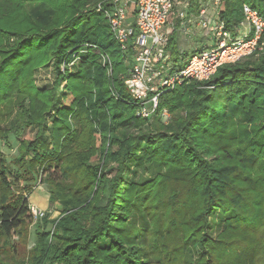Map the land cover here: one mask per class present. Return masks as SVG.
Segmentation results:
<instances>
[{"label":"trees","instance_id":"trees-1","mask_svg":"<svg viewBox=\"0 0 264 264\" xmlns=\"http://www.w3.org/2000/svg\"><path fill=\"white\" fill-rule=\"evenodd\" d=\"M200 1L189 0V14ZM105 2L0 0V114L16 111L0 142L14 134L22 172L42 167L55 183L51 204L63 207L61 218L36 226L35 264H264V50L163 93L156 113L139 118L123 81L125 53L97 8ZM245 4L264 17V0H224L220 15L234 35ZM167 52L178 67L190 56L179 52L175 30ZM50 63L57 79L41 91L34 71ZM50 115L53 151L45 140ZM33 126L36 137L24 139ZM131 162L167 173L129 182ZM9 171L0 153L7 239L32 220L27 200L7 201ZM191 208L178 226L174 217ZM215 211L225 223L217 239L207 233ZM190 245L201 249L195 262Z\"/></svg>","mask_w":264,"mask_h":264},{"label":"built area","instance_id":"built-area-1","mask_svg":"<svg viewBox=\"0 0 264 264\" xmlns=\"http://www.w3.org/2000/svg\"><path fill=\"white\" fill-rule=\"evenodd\" d=\"M207 1L195 19L183 12L178 17L189 23L196 20L204 34L215 39V45L193 53L183 67L176 66L167 52V26L175 0H106L98 4V11L125 53L128 70L123 81L137 107V117L149 119L154 115L163 93L191 81H207L222 65L235 64L264 50V17L257 9L243 6V20L234 35L220 15L224 0ZM101 57L104 64L110 62L107 55ZM31 210L35 219L44 216Z\"/></svg>","mask_w":264,"mask_h":264},{"label":"rangeland","instance_id":"rangeland-1","mask_svg":"<svg viewBox=\"0 0 264 264\" xmlns=\"http://www.w3.org/2000/svg\"><path fill=\"white\" fill-rule=\"evenodd\" d=\"M186 0L185 2H187ZM180 2V1H179ZM179 4V3H178ZM184 4V3H183ZM98 6V5H97ZM179 5H177L178 8ZM183 6V5H182ZM180 8L175 10L179 11ZM188 52V50H187ZM191 55V54H190ZM190 57V56H188ZM185 62H182V65H185ZM72 66V72L76 73L78 61L74 63ZM58 72L55 69L54 65L51 63L36 69L33 75L34 85L40 89L41 91L51 90L54 87V84L57 79ZM59 96V94H57ZM60 98V96L58 97ZM18 101V99H17ZM16 98L10 101L12 104H17ZM6 107H2V112L5 113ZM167 112V111H166ZM16 111H13V114L5 115L0 114V129L9 130L10 121L13 119ZM171 119V115L167 112V115L163 116V122L167 123ZM52 116H47V124L45 129V140L48 144L49 151L54 150V146L52 144V136H51V128H52ZM38 132V127H27L23 131L24 139H34ZM19 143L14 134L11 133L6 141L0 142V153L5 158L9 168L8 180L10 183L9 195L7 196V201L18 202L21 199L27 200L29 202L30 209L34 208L35 210L41 211L44 213L42 218L35 219L32 214L31 222L26 223L20 230H18L11 238L7 239L0 232V264H35V257L32 251L33 246L37 242V225L41 224L42 221L47 218L50 221H55L63 216V207L59 201L51 204L50 196H51V188L55 187V183L52 182L48 175L43 171L42 167L36 168L34 170L23 171L20 169L17 164V155H18V147ZM98 162H100L98 160ZM114 165V163H113ZM116 169L107 172L106 177L108 180H111L115 174ZM167 173L166 167H159L157 165L139 166L135 164V162L130 163V167L125 174V180L129 182L135 183H144L149 180L157 179L161 175H165ZM51 174L56 178H61V173L58 170L52 169ZM96 192V189L94 190ZM1 198H3L6 193L1 192ZM194 211L193 208L184 211L181 217L178 219L174 217L176 220V224L178 226H182L184 221H186L190 214ZM221 214L219 211H215L213 213H209L207 218L209 222H211V226L207 229V233L214 239H217L219 233L223 232L225 229V223L222 219H220ZM141 220L140 217L133 216L132 220L136 221ZM182 223H181V222ZM137 223V222H136ZM50 228L48 227L47 230ZM172 236V235H171ZM164 242H172L175 238H163ZM191 250H193V260L194 262L198 258V253L201 251L199 247H195L190 245Z\"/></svg>","mask_w":264,"mask_h":264},{"label":"crops","instance_id":"crops-1","mask_svg":"<svg viewBox=\"0 0 264 264\" xmlns=\"http://www.w3.org/2000/svg\"><path fill=\"white\" fill-rule=\"evenodd\" d=\"M185 1L186 0H175V10H177L178 8H180V10L177 12L174 10V13L171 15L169 24L167 26V33L169 37L171 33L175 30L179 52L192 55L195 52L201 51L203 48L214 46L215 39L206 36L204 32L201 30V28L198 26L196 20L193 23H189L187 22V20H181L179 18L178 21V15L182 12L185 13L188 18L195 19L198 15V14H189L188 11L189 0L187 1L188 3H186ZM207 4H208L207 0H201L199 3V11L202 6H206ZM177 5H179L178 8ZM213 12H214L213 9L209 7L208 8L209 15H212ZM177 21L179 22L178 25H177Z\"/></svg>","mask_w":264,"mask_h":264}]
</instances>
